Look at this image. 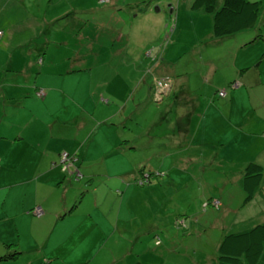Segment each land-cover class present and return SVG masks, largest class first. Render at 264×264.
I'll use <instances>...</instances> for the list:
<instances>
[{
    "label": "crops",
    "instance_id": "0c3cea01",
    "mask_svg": "<svg viewBox=\"0 0 264 264\" xmlns=\"http://www.w3.org/2000/svg\"><path fill=\"white\" fill-rule=\"evenodd\" d=\"M36 12L26 0H0V41L13 39L14 29H24L20 42L40 37L45 22ZM256 26L223 37L235 38L226 57L233 69L226 81H235V86L227 83L231 89L221 81L206 90L191 85L187 75L162 71L170 91L155 126L143 130L146 151L156 140L153 128L162 137L154 154L161 166L143 171V178L149 177L143 186L125 183L137 171L99 168L100 157L113 147L98 155L89 154L88 147L83 151L82 121L93 118L99 105L92 112L82 108L87 115L68 126L47 106L51 90L37 87L39 76L31 84L29 69L21 90L19 82L5 89L0 94V256L19 254L0 264H218L219 244L233 224L251 228L264 222L262 17ZM257 33L263 37L246 44ZM212 36L215 45L220 38ZM211 59L206 60L211 80L202 81L209 86L218 69ZM220 89L226 91L223 98L216 93ZM249 162L262 166L263 178L245 202L242 175ZM36 207L40 215L33 212Z\"/></svg>",
    "mask_w": 264,
    "mask_h": 264
},
{
    "label": "rangeland",
    "instance_id": "374dc122",
    "mask_svg": "<svg viewBox=\"0 0 264 264\" xmlns=\"http://www.w3.org/2000/svg\"><path fill=\"white\" fill-rule=\"evenodd\" d=\"M26 1L38 9L34 15L45 22V30L32 42H20L24 29H14L18 33H12L13 39L0 41V94L15 88L14 82H19L21 90L29 69L31 84L39 76L37 87L51 90L47 106L68 126L77 117L87 115L82 108L92 112L99 105L93 118L82 121L83 151L88 147L89 154L98 155L113 147L100 157L99 168L137 171V176L127 178L125 183L143 186V171L155 172L149 168L161 166L154 154L163 139L153 128L156 140L146 151L143 145L147 135H143V130L155 126L163 111L160 106L166 102L152 97V91L157 89L155 80L165 79L162 71L171 69L173 76L180 78L187 75L191 85L198 84L206 90L221 81L231 89L227 83L233 78L226 80L233 69L226 57L234 44L230 41L235 38H220L211 44L213 16L203 10H191L192 0ZM251 1H261L259 18L264 19V0ZM221 4L222 0H217L216 8ZM199 49H204L202 55L197 53ZM208 59L218 66L212 86L207 84L212 75L206 64ZM170 87L169 80L168 93ZM76 129L77 126L72 130ZM74 152L80 153L78 149ZM176 175L180 181L185 179ZM263 213L264 210L260 215ZM240 224H233L229 233L249 228Z\"/></svg>",
    "mask_w": 264,
    "mask_h": 264
},
{
    "label": "trees",
    "instance_id": "16d2710c",
    "mask_svg": "<svg viewBox=\"0 0 264 264\" xmlns=\"http://www.w3.org/2000/svg\"><path fill=\"white\" fill-rule=\"evenodd\" d=\"M217 0H192L191 10H203L213 16L212 32L216 38L255 28L261 12V1L222 0L216 8ZM263 37L257 33L246 44ZM231 82V86L233 85ZM263 178V168L256 162H249L243 169L242 187L245 202L249 201L259 188ZM18 250L5 252L0 260L15 258ZM218 264H259L264 263V222L255 224L241 232L223 235L218 247Z\"/></svg>",
    "mask_w": 264,
    "mask_h": 264
},
{
    "label": "built area",
    "instance_id": "2783aa9c",
    "mask_svg": "<svg viewBox=\"0 0 264 264\" xmlns=\"http://www.w3.org/2000/svg\"><path fill=\"white\" fill-rule=\"evenodd\" d=\"M0 36H1V32H0ZM155 83H156V90L154 89L155 91V99H161L165 94L168 93V87H169V80H164V79H156L155 80ZM232 86H235V83L232 85ZM218 96L223 98L225 97L226 95V91L225 89H220L218 90ZM66 159V156L63 155L62 157V162H64ZM66 167V166H65ZM77 176H80V173L79 171H77ZM149 181V177L148 175H146L145 177V180H143V183H147ZM33 212L36 214V215H40L41 213V209L39 207H36L34 208Z\"/></svg>",
    "mask_w": 264,
    "mask_h": 264
},
{
    "label": "water",
    "instance_id": "95a60500",
    "mask_svg": "<svg viewBox=\"0 0 264 264\" xmlns=\"http://www.w3.org/2000/svg\"><path fill=\"white\" fill-rule=\"evenodd\" d=\"M165 95H166V94H165ZM165 95H164V96H165ZM164 96H163V97H164ZM163 97H162V98H163ZM162 98H161V99H162ZM80 177H81V173H80V176L77 177V179H79Z\"/></svg>",
    "mask_w": 264,
    "mask_h": 264
}]
</instances>
